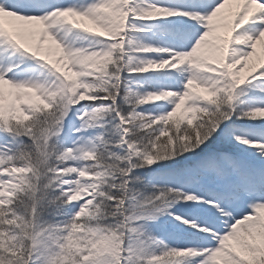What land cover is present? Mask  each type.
Wrapping results in <instances>:
<instances>
[{"label": "snow or ice", "instance_id": "obj_1", "mask_svg": "<svg viewBox=\"0 0 264 264\" xmlns=\"http://www.w3.org/2000/svg\"><path fill=\"white\" fill-rule=\"evenodd\" d=\"M0 264H264V0H0Z\"/></svg>", "mask_w": 264, "mask_h": 264}, {"label": "rangeland", "instance_id": "obj_2", "mask_svg": "<svg viewBox=\"0 0 264 264\" xmlns=\"http://www.w3.org/2000/svg\"><path fill=\"white\" fill-rule=\"evenodd\" d=\"M173 2H179V0H173Z\"/></svg>", "mask_w": 264, "mask_h": 264}]
</instances>
